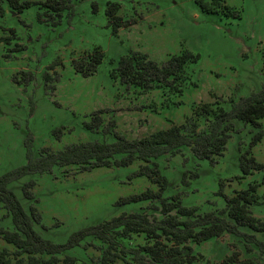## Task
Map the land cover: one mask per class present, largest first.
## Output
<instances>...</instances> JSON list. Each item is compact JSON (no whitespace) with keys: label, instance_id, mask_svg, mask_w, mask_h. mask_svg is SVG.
Masks as SVG:
<instances>
[{"label":"rangeland","instance_id":"374dc122","mask_svg":"<svg viewBox=\"0 0 264 264\" xmlns=\"http://www.w3.org/2000/svg\"><path fill=\"white\" fill-rule=\"evenodd\" d=\"M20 1L34 4L18 13L0 0V176L25 164L28 140L34 153L91 140L110 142L114 136L105 128L111 119L115 131L138 138L183 122L201 102L217 101L229 109L231 101L256 92L264 81V0L221 2L237 15L201 9V4L211 6L213 0H81L61 18L47 16L46 9L35 4L41 0ZM108 1H117V13L136 22L113 33L105 16ZM94 47H100L105 56L93 74L83 76L73 60L85 57ZM184 49L198 59L186 64L188 79L181 93L142 90L110 76L118 58L132 50L162 63ZM100 109L104 110L102 123L90 128L92 113ZM260 123L254 127L235 120L226 149L213 163L196 160L187 148L159 157V169L168 179L163 197L177 193L183 205L209 211L223 207L225 196L256 182L259 203L250 209L264 221V169L244 175L238 160L251 137L259 129L264 132V117ZM251 151L264 166V134ZM140 164L136 160L124 167L85 171L77 166L54 167L50 173L25 175L10 187L25 207L37 208L41 223L35 227L40 234L64 243L74 231L121 213L142 211L151 219L161 216L157 199L119 201L147 189L158 191L150 178L136 174ZM195 171L197 177L192 176ZM30 181L34 182L32 200L22 192L23 184ZM3 216L1 209L0 223ZM241 231L264 240L262 232ZM87 241L67 254L95 261L99 242L91 240V246ZM145 241L143 234H133L123 245ZM244 244L241 236L233 234L190 243L192 253L201 258L186 264H218L232 249L240 251L241 257L255 255L243 253ZM114 264L127 263L119 258Z\"/></svg>","mask_w":264,"mask_h":264},{"label":"trees","instance_id":"16d2710c","mask_svg":"<svg viewBox=\"0 0 264 264\" xmlns=\"http://www.w3.org/2000/svg\"><path fill=\"white\" fill-rule=\"evenodd\" d=\"M9 8L20 13L33 2L6 0ZM81 0H41L35 4L46 9L49 17L61 18L64 13H72L74 2ZM223 0H213L212 5L201 4L207 13L226 10L237 15ZM119 3L108 1L105 16L108 24L116 33L120 27H128L136 22L119 15ZM219 11V12H220ZM0 14L2 11L0 9ZM105 54L100 47L85 57L73 60L75 70L83 76L93 74ZM198 59V55L189 50H181L170 55L164 62L157 63L145 53L132 50L118 58L111 69L110 76L126 85L142 90L163 89L181 93L182 85L188 79L185 66ZM264 62V58H263ZM31 79V75H28ZM103 109L92 113L90 128L102 123ZM264 117V81L256 92L231 101L225 109L217 101L196 104L183 122L174 123L166 128L155 130L138 138H127L114 130V120H109L105 131H112L114 140H91L69 144L60 150L42 148L34 153L30 140L26 142V162L0 176V210L4 211L0 223V264H114L119 258L127 264H186L201 258L192 253L190 243H202L212 238H221L225 234L241 236L245 241L243 253L255 255L241 257L240 251L232 249L218 264H263L264 240L255 234L241 231V228L264 233V221L256 217L251 206L259 203L258 183L231 196H225L224 206L209 211H200L197 206H185L179 194L163 197L168 179L159 169L157 159L163 155H175L187 148L196 160L215 162L226 149L228 139L234 129V121L260 127ZM204 122V125H201ZM111 128V129H110ZM259 129L252 137L248 148L238 156L239 167L244 175L264 166L253 156L251 148L263 137ZM139 160L141 164L137 175H145L158 185L155 193L150 189L140 194L121 198L122 203L137 202L145 199H157L159 218H150L145 212L121 213L109 219L81 228L69 235L64 243H56L44 238L36 229L41 223V215L33 204L25 207L10 187V184L29 174L50 173L54 167L77 166L81 171L97 167H124ZM192 176L197 177L195 171ZM264 183V176L262 178ZM30 181L22 186L26 199L34 196ZM133 234H143L146 241L130 247L123 240ZM93 246L91 240H97L100 253L95 259L80 260L67 254L70 249L79 246L84 240ZM128 256V258H125Z\"/></svg>","mask_w":264,"mask_h":264}]
</instances>
